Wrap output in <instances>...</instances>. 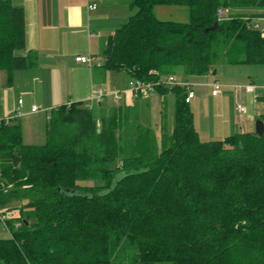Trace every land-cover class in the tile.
<instances>
[{"label":"trees","instance_id":"1","mask_svg":"<svg viewBox=\"0 0 264 264\" xmlns=\"http://www.w3.org/2000/svg\"><path fill=\"white\" fill-rule=\"evenodd\" d=\"M130 5L103 51L106 69L157 81L178 67L187 80L220 63L264 64V36L248 26L264 0ZM159 5L186 6L189 20L159 19ZM219 8L227 18L218 20ZM25 48L23 7L0 0V70L9 82L14 70L37 65L35 52L16 53ZM157 89L177 97L171 133L165 118L156 131L133 108L97 113L84 101L51 110L41 145L24 143L18 122L0 120V204L22 201L10 208L20 215L0 238V264H264V133L204 141L185 89Z\"/></svg>","mask_w":264,"mask_h":264},{"label":"crops","instance_id":"2","mask_svg":"<svg viewBox=\"0 0 264 264\" xmlns=\"http://www.w3.org/2000/svg\"><path fill=\"white\" fill-rule=\"evenodd\" d=\"M11 1L14 5L23 7L25 14L26 48L18 50L16 53L26 56L30 51L35 52L37 65L32 68L14 70L11 82H9L8 71L0 70V118L3 119V116L14 114L17 122L24 115L35 114L37 111L33 112L31 110L33 106L30 104L37 99L38 93H41V97L48 98V107H57L76 101L86 102L91 94L98 89H103L108 95L101 104L93 103L95 111H99L101 108L109 110L113 107L123 106L139 112L140 101L144 96L134 97L131 93H122L121 100L115 102L113 96L110 95L113 92H121L126 89L131 79L130 74L125 70H109L103 66L104 49L116 29L134 13L130 5L132 0H95L97 3L95 10L88 8V0ZM162 7L174 6H157L159 9H163ZM86 54H95L98 62L89 66L76 61V56ZM260 66L264 67V64H260ZM115 71L125 72H123L125 81L122 85H116L114 82L113 76L116 74L113 72ZM174 73L178 79H185L182 67L176 68ZM208 76L209 74L194 76L187 80L198 84L200 79ZM248 76L245 74L241 79H237L241 81L240 83L224 82L219 94H212L211 89L213 114L204 115L203 113L200 115V127L198 128L194 113L195 126L200 136L205 133L210 136V140H220L235 132L255 131L256 120L264 114V78L260 75L256 76L253 72ZM247 84L255 85L254 92L245 91L247 95L256 93V97L251 101L254 107H245L246 111L241 112L245 114L244 117L238 119L235 112L240 111L239 108L236 110V107L233 106L231 94L236 93L237 102L239 96H237L236 89L240 87L244 89ZM168 87L170 88V86ZM170 91L172 90L169 89L167 92ZM154 92H157L160 98L167 93H162L156 88L147 95L148 98ZM65 100H67L66 103H64ZM18 111H22V115L17 116ZM161 114L163 116L162 123L165 118L163 109ZM10 200L3 203L8 202L7 204H9ZM16 210L9 208L5 212L13 213L15 216L17 215Z\"/></svg>","mask_w":264,"mask_h":264},{"label":"rangeland","instance_id":"3","mask_svg":"<svg viewBox=\"0 0 264 264\" xmlns=\"http://www.w3.org/2000/svg\"><path fill=\"white\" fill-rule=\"evenodd\" d=\"M162 6V5H161ZM166 6V5H164ZM161 8V7H159ZM155 8V14L159 19L163 20H173V21H188L189 20V11L186 6H174V7H162L163 9ZM168 8V9H165ZM216 74H209L207 78L200 79L198 84H194V91L196 93V97L193 99L192 104H190L192 112L195 113L196 120H197V127H200L199 119L200 115L204 113V115L207 114H213L214 112V105H213V99L211 97V89L212 87L208 84L215 80H217L220 85H222L224 82H238L241 81L237 79H241L245 74H248L253 72V74H256V76L260 75V77L264 78V67H261L260 64H225L220 63L216 68ZM124 72V71H123ZM122 71H115L113 72L114 75V82L116 85H122L125 81L124 76L125 72ZM258 74V75H257ZM249 77V76H248ZM245 81V80H242ZM108 83H111L108 81ZM201 83V84H200ZM238 86L240 84H237ZM237 86V87H238ZM238 91L237 96H239V100L235 99V94H231V101L233 103V106L236 107V110H238L239 106H245V107H254L251 103L253 98L256 97V93L247 95L245 93L248 92L242 87L236 89ZM244 90V91H243ZM242 92H244V95H242ZM43 98V99H42ZM47 97H41V93H38L37 99L34 100L33 103H31V106H36L38 108V111L35 114L32 115H24L19 118L17 121L19 124H21L22 129V135H23V142L27 144H36L41 145L46 142V123L47 118L49 117V114L51 110L55 107H48L47 104ZM67 100L64 101L66 103ZM176 102L177 97L174 91H170L169 93H165L162 98H160L159 94L157 92H154L151 97L148 98V96L142 97L140 101L139 106V115H140V124L143 126L151 127L152 129L159 131L161 127V120H162V114L161 110L163 109V115L165 117L166 121V128L171 133L174 130L175 127V108H176ZM210 107V110H209ZM210 111V113H209ZM97 113L98 110H96ZM236 118H242L245 114L236 111L235 112ZM3 118L8 119L10 122H16L14 118V114H9L7 116H3ZM2 119V118H0ZM11 119V120H10ZM133 133V132H132ZM201 139L204 141L210 140V136L203 133L201 134ZM128 139L126 136L125 140ZM159 140V139H157ZM83 184L91 185L93 184L92 181H82ZM94 184H99V182H94ZM10 203H2L0 204V211H6L11 207L17 206L19 207L22 203L21 200L13 198L9 201ZM13 205V206H12ZM15 211V213L20 215V210L18 208ZM10 235V232L7 228L4 227L3 223L0 221V238L2 237H8Z\"/></svg>","mask_w":264,"mask_h":264},{"label":"built area","instance_id":"4","mask_svg":"<svg viewBox=\"0 0 264 264\" xmlns=\"http://www.w3.org/2000/svg\"><path fill=\"white\" fill-rule=\"evenodd\" d=\"M87 6L90 10H95L97 8V3L95 0H88ZM228 11L224 8H219L217 10V17L218 20L227 18ZM249 28L258 30L262 33V35L264 36V11H262V13L258 16H254L250 19L249 23H248ZM76 61L78 62H82L85 63L89 66H93L94 64H96L97 61V56L95 54H86V55H78L76 56ZM164 84L166 86H181L185 89L186 92V97H185V101L190 103L192 101V99L195 97V91H194V83L186 80V79H178L177 76L175 75V73L172 74H168L165 77L157 80V81H145L142 79H138V78H131L129 80L128 86L126 87V89H124L123 91H117V92H113L112 94H110L111 96H113L115 102H119L122 98V93H131L134 97H140V96H147L150 93H152L157 86ZM209 85L212 86V94L216 95L219 94L221 91V85L219 82L214 81L211 82ZM245 89L252 93L254 92L255 89V85L253 84H247L245 86ZM108 94L103 90V89H98L95 90L90 98L88 99V101H86V105L89 108L93 107V103H99L101 104L106 96ZM21 102V100H20ZM33 112L38 111V108L36 106H33L31 109ZM239 111L240 112H244L246 111L245 106H239ZM22 115V111H18L17 112V116ZM8 120V119H7ZM18 215H15L13 213L10 212H5V211H0V221L3 223L4 227L8 228V224L7 221L9 219L12 218H16L18 217ZM20 225V222L16 221L15 226L18 227Z\"/></svg>","mask_w":264,"mask_h":264},{"label":"water","instance_id":"5","mask_svg":"<svg viewBox=\"0 0 264 264\" xmlns=\"http://www.w3.org/2000/svg\"><path fill=\"white\" fill-rule=\"evenodd\" d=\"M218 21L214 23V25L208 29H215L216 26L218 25ZM213 74H216V69L213 70ZM255 132L258 135H262L264 133V121L262 119H257L255 122ZM16 160L19 158H15Z\"/></svg>","mask_w":264,"mask_h":264}]
</instances>
